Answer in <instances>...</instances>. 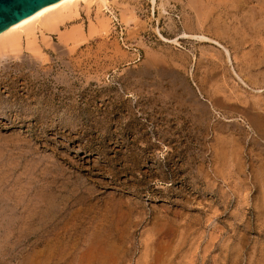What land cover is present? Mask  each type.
Returning <instances> with one entry per match:
<instances>
[{
    "label": "rangeland",
    "instance_id": "rangeland-1",
    "mask_svg": "<svg viewBox=\"0 0 264 264\" xmlns=\"http://www.w3.org/2000/svg\"><path fill=\"white\" fill-rule=\"evenodd\" d=\"M122 1L0 64V264H264V0Z\"/></svg>",
    "mask_w": 264,
    "mask_h": 264
},
{
    "label": "bare ground",
    "instance_id": "bare-ground-1",
    "mask_svg": "<svg viewBox=\"0 0 264 264\" xmlns=\"http://www.w3.org/2000/svg\"><path fill=\"white\" fill-rule=\"evenodd\" d=\"M119 0H56L55 2H52L50 4L45 5L41 9H39L34 14L22 18L20 20H17L10 25L6 26L5 28L0 30V64L4 61V59L8 58L9 55L16 56L21 54V59L23 54L21 51L23 49L30 50L34 52L37 55V52L41 49L40 44L38 43V34L40 33L42 36V42L43 44L49 43L48 41H51L55 34H57L58 40L64 43L69 42L70 40L74 39L79 41L80 39H84L85 36H81L82 32V26L76 25L72 26L71 28H68L66 31H61V25L70 22L75 21L82 18L83 11L89 16L92 11L96 12L97 22L92 21L90 23V29H96V28H102V29H111L114 28V24L117 21H120L119 17L117 16V13H115V10L113 9V4H117ZM124 1V0H123ZM122 1V2H123ZM153 4L157 3V0H152ZM189 1V0H188ZM205 2V0H203ZM213 1V0H212ZM230 1V0H229ZM125 2V1H124ZM131 2V1H130ZM190 2V1H189ZM199 2V1H198ZM219 1H216V4ZM221 2V0H220ZM219 2V3H220ZM187 3V2H185ZM184 3V4H185ZM194 3V2H193ZM209 3V2H208ZM122 8H120L124 12V5H129V3H121ZM201 4V3H200ZM215 4V6H216ZM222 4V3H220ZM219 4V5H220ZM230 4V3H229ZM240 4V3H239ZM118 5V4H117ZM116 5V6H117ZM164 5V4H163ZM205 5V4H204ZM202 4V6H204ZM218 5V6H219ZM131 6V5H130ZM221 6V5H220ZM252 6V5H251ZM127 7V6H126ZM125 7V8H126ZM129 7V6H128ZM197 7V6H196ZM204 8V7H203ZM129 9V8H128ZM186 10V8H184ZM200 9V8H199ZM205 10L207 8H204ZM133 8L131 11L133 12ZM196 10V9H195ZM201 10V9H200ZM203 10V9H202ZM201 10V11H202ZM216 10V9H215ZM210 11V10H209ZM120 12V11H119ZM120 12V13H122ZM129 12V11H128ZM189 12V11H188ZM187 12V13H188ZM211 12V11H210ZM119 13V14H120ZM208 13V11H207ZM213 13V12H212ZM122 14V16H123ZM135 14V12H134ZM126 15V14H125ZM124 15V16H125ZM206 15V13H205ZM220 15V14H219ZM121 17V16H120ZM207 17V16H205ZM184 18V17H183ZM123 19V18H122ZM203 19V18H202ZM185 19L184 21H186ZM219 20V19H218ZM80 21V20H79ZM189 21V20H188ZM193 21V20H192ZM191 21V22H192ZM207 21V19H206ZM216 21V20H215ZM214 21V22H215ZM89 22V21H88ZM196 22V19H195ZM118 23V22H117ZM175 23V22H174ZM204 23V22H203ZM77 24V23H76ZM190 24V23H189ZM197 24V23H196ZM74 25V24H73ZM116 25V24H115ZM201 25V23H200ZM197 25V26H200ZM204 25V24H203ZM187 26V25H186ZM202 27V26H201ZM215 28V27H214ZM189 30V29H188ZM60 31V32H59ZM105 31V30H104ZM59 32V34H58ZM156 32L159 35V37L165 42L170 45H180L182 41H180L181 38H192L196 40H203V41H213L219 44L220 46H224L221 42L217 40H213V38L203 34V33H188L186 31H183V33L177 34L175 37H166L162 32L161 29L156 28ZM90 33V32H89ZM176 33V32H175ZM131 34V33H130ZM135 34V33H134ZM91 36V35H90ZM41 38V37H40ZM52 42V41H51ZM50 42V43H51ZM54 42V41H53ZM49 43L48 46H51ZM74 43V42H73ZM72 46H76L77 44ZM54 44V43H53ZM68 44V43H67ZM45 45V46H46ZM70 45V44H69ZM44 46V47H45ZM67 46V45H66ZM71 47V46H70ZM48 48V47H46ZM73 48V47H72ZM71 49V48H70ZM46 51V50H45ZM50 51V50H49ZM70 51V50H69ZM174 51V50H173ZM40 52V51H39ZM72 52V51H71ZM123 52V50H122ZM29 53V52H28ZM33 53V56L35 55ZM43 53V52H42ZM193 53V52H192ZM40 54V53H39ZM136 54V53H135ZM159 54V53H158ZM165 54V53H164ZM29 54H27L28 56ZM31 55V54H30ZM36 59H37V55ZM172 55V54H171ZM177 55V54H176ZM32 56V57H33ZM135 56V55H134ZM158 56V55H157ZM163 56V55H162ZM11 57V56H10ZM29 57V56H28ZM31 57V56H30ZM30 57L29 60L30 61ZM133 57V56H132ZM175 57V56H174ZM39 58V57H38ZM45 58V57H44ZM156 58V57H155ZM161 58V57H160ZM166 58V57H165ZM34 60L35 58H31V60ZM46 59V58H45ZM44 59V60H45ZM154 59V58H153ZM158 59V57L156 58ZM163 59V58H162ZM42 61V60H41ZM152 61V60H151ZM166 61V60H165ZM164 61V62H165ZM17 62V61H16ZM156 62V61H155ZM154 62V63H155ZM163 62V61H162ZM173 62V61H170ZM20 63V62H19ZM28 63V62H27ZM35 64V62H33ZM25 64V63H24ZM38 64V63H37ZM163 64V63H162ZM177 64V63H176ZM33 65V64H32ZM22 68V67H21ZM6 75V74H5ZM240 78V77H239ZM9 79V78H8ZM5 80V79H4ZM2 83V82H1ZM6 83V82H5ZM8 84V82H7ZM48 85V84H47ZM46 86V85H45ZM5 87V86H4ZM10 87V86H8ZM14 92V91H13ZM19 92V91H17ZM16 92V93H17ZM22 94V93H21ZM15 96V95H14ZM3 97V96H2ZM7 97V96H6ZM37 97V95H36ZM40 97V96H39ZM34 98V97H33ZM43 98V97H42ZM2 100V99H1ZM39 102H41L39 100ZM37 103V102H36ZM28 104V103H27ZM42 104V103H40ZM53 104V103H51ZM39 105V104H38ZM29 106V105H28ZM4 107V106H3ZM34 107V106H33ZM46 107V106H45ZM49 108V107H48ZM39 109V108H38ZM44 109V108H43Z\"/></svg>",
    "mask_w": 264,
    "mask_h": 264
},
{
    "label": "water",
    "instance_id": "water-1",
    "mask_svg": "<svg viewBox=\"0 0 264 264\" xmlns=\"http://www.w3.org/2000/svg\"><path fill=\"white\" fill-rule=\"evenodd\" d=\"M56 0H0V30Z\"/></svg>",
    "mask_w": 264,
    "mask_h": 264
},
{
    "label": "crops",
    "instance_id": "crops-1",
    "mask_svg": "<svg viewBox=\"0 0 264 264\" xmlns=\"http://www.w3.org/2000/svg\"><path fill=\"white\" fill-rule=\"evenodd\" d=\"M199 92L204 109L209 110L211 108L214 111V113L217 112L216 107L214 106L215 93H211L210 90L203 87L199 89Z\"/></svg>",
    "mask_w": 264,
    "mask_h": 264
},
{
    "label": "built area",
    "instance_id": "built-area-1",
    "mask_svg": "<svg viewBox=\"0 0 264 264\" xmlns=\"http://www.w3.org/2000/svg\"><path fill=\"white\" fill-rule=\"evenodd\" d=\"M115 24H117V22H116ZM115 24H114V25H115Z\"/></svg>",
    "mask_w": 264,
    "mask_h": 264
}]
</instances>
